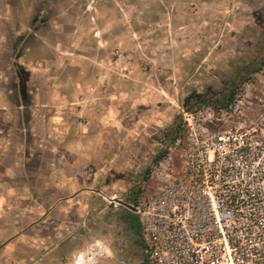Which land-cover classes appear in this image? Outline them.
I'll return each instance as SVG.
<instances>
[{
	"label": "rangeland",
	"instance_id": "374dc122",
	"mask_svg": "<svg viewBox=\"0 0 264 264\" xmlns=\"http://www.w3.org/2000/svg\"><path fill=\"white\" fill-rule=\"evenodd\" d=\"M263 59L264 0H0V264H154L133 210L154 196L153 159L178 124L185 140L191 94L209 103L190 112H217L215 95L236 83L242 125L264 130V67L251 70ZM77 107L115 112V124L91 125L109 151L102 166H79L102 175L93 211L60 214L52 177L63 165L38 163L36 125ZM26 121L32 157L14 152L4 175V148L20 145Z\"/></svg>",
	"mask_w": 264,
	"mask_h": 264
},
{
	"label": "built area",
	"instance_id": "2783aa9c",
	"mask_svg": "<svg viewBox=\"0 0 264 264\" xmlns=\"http://www.w3.org/2000/svg\"><path fill=\"white\" fill-rule=\"evenodd\" d=\"M239 97L182 111L185 140L151 166L154 196L133 210L152 263L264 264V130L242 125Z\"/></svg>",
	"mask_w": 264,
	"mask_h": 264
},
{
	"label": "crops",
	"instance_id": "0c3cea01",
	"mask_svg": "<svg viewBox=\"0 0 264 264\" xmlns=\"http://www.w3.org/2000/svg\"><path fill=\"white\" fill-rule=\"evenodd\" d=\"M84 94L86 95L85 90ZM67 113L58 112L55 114L54 112L52 117H46L44 112L40 113L43 118L42 120L38 119V124L36 125L38 133V141H36L38 143V146H36L38 148V163L46 164V161H49V164L53 166L52 169L55 170L56 166L63 165L64 173L59 172V176L53 174L52 177L53 195L58 197L53 203V209L60 214H65L72 208L77 213H88L92 212L94 207V198H92L94 190L92 187L98 180L102 181V175L99 176L98 173L91 175L82 173V167L80 168L79 166L92 162L94 158L97 162L96 164L103 165L101 158L109 151L108 143L102 142V140L93 141L92 135H90V131H92L91 125L93 124V128L102 132L105 127L107 128L111 124L109 122L110 118L113 120L111 125L115 124L116 115L115 112H112L109 118V111L107 110L91 113L80 107L75 108V116L73 118L71 116L72 112ZM82 117H84V120H82ZM88 117H90L91 121ZM74 120L76 124L72 123ZM28 125L29 123L26 121L24 124L25 128H27L26 131L20 129L22 132L24 131L20 139V145L12 146L14 141L9 139L8 142H10L11 147L4 148V175H7L5 159L8 156L11 158L12 154L14 155L22 150L26 162L32 157L28 143L30 138V140L33 139V129L32 125H29L30 127ZM46 158H49V160H46ZM10 167L12 165H9L8 168ZM108 182V177L106 176L104 183L100 185L99 189L95 190L94 195L101 197L103 200L105 198L104 193L107 192L110 186Z\"/></svg>",
	"mask_w": 264,
	"mask_h": 264
},
{
	"label": "trees",
	"instance_id": "16d2710c",
	"mask_svg": "<svg viewBox=\"0 0 264 264\" xmlns=\"http://www.w3.org/2000/svg\"><path fill=\"white\" fill-rule=\"evenodd\" d=\"M254 64V62H253ZM262 67H264V59L260 62L259 65H257L256 67L252 68L251 70L254 71V72H257L259 70L262 69ZM246 78H243L241 80H239V82H243L245 81ZM237 84H232L229 86V91L227 93H223V92H219V94H221V98H219V94L218 95H215L216 96V101L213 103L214 107L215 108H219V107H227L234 99V96L236 95V92H237ZM191 101H194L195 102V105L194 106H189L188 104L191 102ZM209 103L208 102V98H204V96H201V95H198V94H191L189 95L183 105L185 107V111H191L193 110L194 108L196 107H199L200 105H205ZM179 124L177 125V127L173 128L170 132V134H172L171 136V139L170 141L172 140H175L181 133V130L180 128L178 127ZM163 151H160L156 156L155 158L153 159V161H157L162 155H163ZM146 175V174H145ZM144 175V177H145ZM143 177V178H144Z\"/></svg>",
	"mask_w": 264,
	"mask_h": 264
}]
</instances>
